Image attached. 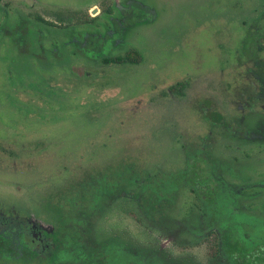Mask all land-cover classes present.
Here are the masks:
<instances>
[{"label": "rangeland", "instance_id": "1", "mask_svg": "<svg viewBox=\"0 0 264 264\" xmlns=\"http://www.w3.org/2000/svg\"><path fill=\"white\" fill-rule=\"evenodd\" d=\"M111 1L0 0V12L94 16L82 29L100 30ZM142 1L149 19L95 49L132 51L133 64L98 55L39 71L0 52V216L18 217L0 223V264H86L93 245L99 264H176L150 258L155 246L219 264L215 228L185 230L213 198L212 219L235 226L229 242L264 255V0ZM30 218L53 229L50 261L49 238L28 240L38 255L20 249Z\"/></svg>", "mask_w": 264, "mask_h": 264}, {"label": "trees", "instance_id": "2", "mask_svg": "<svg viewBox=\"0 0 264 264\" xmlns=\"http://www.w3.org/2000/svg\"><path fill=\"white\" fill-rule=\"evenodd\" d=\"M111 9H114L116 16L110 15ZM137 10L144 12V16L142 18L134 19L133 17H128L126 14L128 11L134 12ZM105 12V20L102 24L103 29L100 30L82 29L83 27L81 24H90L94 21V16H86L85 21L81 22L78 20V23L76 20L72 21V19H70L71 17L64 18L65 16L59 12H54V17L51 19L44 18L41 15L33 12H28V14L25 16L16 15L14 17H10L4 12H0V52L4 56L9 54L10 47L14 48V55L18 56L20 59L22 58L23 60L24 58H27L37 67V70L39 71H43L41 65L45 63H48L49 69H51L56 64L53 62H57L59 64L61 62H67L71 60V58L76 57L81 59H94L99 55V51L95 52V49L99 50L98 48L100 45L105 50H109L111 47L116 46L120 39L123 41V37L130 26L142 23V21L147 17L149 19L151 13L148 6L142 0H122L118 4L115 0H112L110 6L105 9ZM115 17L118 19L117 25L111 24ZM105 23L109 24L105 25ZM40 25L45 26L44 30L46 33L41 29L39 30L41 27L38 26ZM113 35H115L114 38ZM63 46H66L68 50H62ZM3 50L4 52L2 53ZM48 56H50V59ZM98 58L103 64H133L137 60L134 52L132 51H125L123 54H102L99 55ZM36 62L38 65H36ZM257 62H259V60L255 61L256 64ZM24 73L25 72L21 73L23 77L28 76L24 75ZM16 76L20 77L18 74ZM10 77H12L11 74ZM30 77L31 76L29 75L28 79H30ZM178 84L180 86L182 85L179 81H177L175 85ZM251 111L252 110H249L246 113ZM215 119L218 120L217 122L221 121L219 116H216ZM217 183H219V181H217ZM134 197L135 202H137L138 196L135 195ZM206 201H208V199H206ZM208 202L210 203L209 208L202 206L203 210L197 213V221L194 223V225L187 223L189 226H186L185 230L189 232L193 231V229L196 227L199 228L201 226L203 231V228L205 229V226H207L204 231L209 232L212 228H215L216 232L218 233L216 236L220 245H218L219 243L217 242V255H215L212 260L214 261L215 259H221L219 264H254L256 260L261 259L264 264L263 254L261 257H259V255L255 257V254L251 253L249 250L242 249L243 247H240V242L237 239H234L233 243L229 242V234H236L235 226L232 225L231 222L224 223L223 221H220L218 218L214 217L215 215L213 216L214 219H212L215 198L212 199V202ZM207 209H210V213H207ZM188 212H190V210H188ZM221 236H224L223 239ZM73 245L75 246V244L71 241L68 249H74ZM236 248H239V250ZM96 250L103 249L95 248V245H93L92 250H90L88 253L90 256V261L87 260L86 264H99V255L101 253H96V258L91 255V253ZM233 251H239L240 253H234ZM149 252L150 258H155L160 261L162 256H166L172 258L173 262L175 261L176 264H179L177 261L178 257L168 255L157 246L152 248V250ZM133 255L134 257L136 256V254ZM218 255H220V259ZM224 256H226L228 261L225 260ZM189 260L193 262V260ZM128 263H130V260ZM106 264L112 263L108 260V263L106 262Z\"/></svg>", "mask_w": 264, "mask_h": 264}, {"label": "flooded vegetation", "instance_id": "3", "mask_svg": "<svg viewBox=\"0 0 264 264\" xmlns=\"http://www.w3.org/2000/svg\"><path fill=\"white\" fill-rule=\"evenodd\" d=\"M11 218H13V219L16 218L18 220L17 216L9 217L7 219H4V217L1 218V216H0V223H3V224L10 223L9 221L11 220ZM19 224H20V227L22 230V232H21L22 235H21L20 240L22 241L21 244L23 245V246L21 245L20 249L24 248L25 250L23 252L28 251V252H30L31 256L32 255H38V251L33 248L31 242L29 243L28 240L35 242L37 244H38V242L40 244L45 242V246H46V243L48 245V242H46L47 239L49 238V240H51L52 247L48 252H46V255H44V259H46L48 257V254H50V252L53 251V247L55 244V240H54V238L52 239V234H51L53 232V229L51 230V232H47L46 230L45 231L37 230V226L32 221V218L26 219L25 221L23 220V221L19 222ZM28 236H30L31 239L28 238ZM26 248H29V249H26ZM48 261H50V260L48 259Z\"/></svg>", "mask_w": 264, "mask_h": 264}]
</instances>
